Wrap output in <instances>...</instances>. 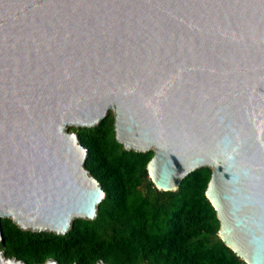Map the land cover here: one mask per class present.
<instances>
[{"label": "water", "instance_id": "obj_1", "mask_svg": "<svg viewBox=\"0 0 264 264\" xmlns=\"http://www.w3.org/2000/svg\"><path fill=\"white\" fill-rule=\"evenodd\" d=\"M110 114L158 191L210 169L219 239L264 264V0H0V242L96 218L70 129Z\"/></svg>", "mask_w": 264, "mask_h": 264}, {"label": "trees", "instance_id": "obj_2", "mask_svg": "<svg viewBox=\"0 0 264 264\" xmlns=\"http://www.w3.org/2000/svg\"><path fill=\"white\" fill-rule=\"evenodd\" d=\"M74 132L86 150L85 169L105 196L94 220H76L65 236L22 231L1 220L6 259L24 264H245L219 239L205 197L211 170L188 175L172 192L158 191L147 165L153 153L125 151L114 117Z\"/></svg>", "mask_w": 264, "mask_h": 264}, {"label": "bare ground", "instance_id": "obj_3", "mask_svg": "<svg viewBox=\"0 0 264 264\" xmlns=\"http://www.w3.org/2000/svg\"><path fill=\"white\" fill-rule=\"evenodd\" d=\"M8 218H10L11 219V216H8ZM23 229H25V230H31V228L30 227H24ZM43 229H45V230H48L47 228H43ZM68 230H69V226H68V228H67ZM34 230H37V229H34ZM53 231H55V230H53Z\"/></svg>", "mask_w": 264, "mask_h": 264}, {"label": "rangeland", "instance_id": "obj_4", "mask_svg": "<svg viewBox=\"0 0 264 264\" xmlns=\"http://www.w3.org/2000/svg\"><path fill=\"white\" fill-rule=\"evenodd\" d=\"M70 130H74V128L70 129ZM76 130V129H75Z\"/></svg>", "mask_w": 264, "mask_h": 264}]
</instances>
